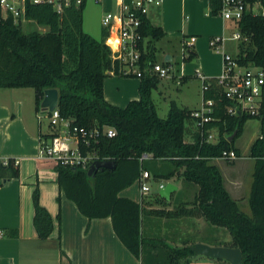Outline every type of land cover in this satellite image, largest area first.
I'll return each mask as SVG.
<instances>
[{
    "label": "trees",
    "instance_id": "obj_1",
    "mask_svg": "<svg viewBox=\"0 0 264 264\" xmlns=\"http://www.w3.org/2000/svg\"><path fill=\"white\" fill-rule=\"evenodd\" d=\"M250 6L259 4L260 12L251 10L243 13L235 23L241 39L237 60L241 65H253L264 69V0H245ZM211 14L217 15L221 8L219 0L209 1ZM84 0L76 5L70 0L61 13L49 4L25 2V19L35 23L39 29L29 33L21 31L11 16L0 12V89H32L36 112L41 110L43 93L55 89L58 93L57 110L60 118L72 119L71 127L78 130L97 128L100 135L89 139V147L80 143V149L92 152L98 161H110L114 170L99 169L88 176V169L56 164V184L65 198L72 202L86 219H109L120 243L137 260L153 247L160 248L162 264H190L195 255L193 244L172 248L162 243L150 247L141 235L142 203L120 197V193L138 181L143 169L140 158L151 155L154 161L170 164L171 169L161 177H182L184 182L195 184L197 194L191 205L181 206L174 211L151 210L157 217L168 219L198 215L209 225L223 228L231 237L230 246L242 254L241 264H264V90L260 113L257 117H229L223 113L225 104L218 95L214 78H210L205 99L216 103L215 117L220 118L221 138L217 144L201 143L192 132L191 110L171 103L167 116H157L151 93L159 80L143 74L138 87V100L129 101L124 108L110 105L104 99L103 82L106 72L113 66L110 49L102 41L83 31ZM143 39L159 40L164 32L153 26L146 17L140 28ZM142 51L140 66L152 62L153 52ZM188 59L193 56L190 52ZM181 79H184L182 77ZM250 119L260 122V136L251 144L248 157L253 160V173L248 206L250 216L238 208L226 191L219 169L211 164L225 150H234L232 143ZM222 121L226 122L223 127ZM41 124V122H39ZM40 126V125H39ZM111 128L115 136L108 138L101 133ZM40 128V127H39ZM222 133L226 136L223 137ZM235 133L231 142L227 139ZM43 133L39 132V137ZM239 156L238 152L234 150ZM14 159L0 160V179L19 177L18 164ZM157 204L168 202L157 196ZM33 228L39 239H47L52 232V220L39 203V191L35 186L32 193ZM149 246V247H148ZM149 250V252H150ZM157 257V256H156ZM152 258V257H150ZM222 261V260H218Z\"/></svg>",
    "mask_w": 264,
    "mask_h": 264
},
{
    "label": "crops",
    "instance_id": "obj_2",
    "mask_svg": "<svg viewBox=\"0 0 264 264\" xmlns=\"http://www.w3.org/2000/svg\"><path fill=\"white\" fill-rule=\"evenodd\" d=\"M87 1L84 0V5ZM94 1L101 7L104 14L117 8V0ZM176 1L168 0L164 7L161 4L151 7L146 17L153 26L160 27L165 34L173 29L169 27V19L167 20L166 17L172 7L177 13ZM209 1L206 3L202 0H180L179 10L191 16H201L205 11H207L205 15H212ZM223 24L224 30L226 23L223 22ZM41 29L46 31V28ZM187 30L192 34L199 33L191 21ZM217 31L220 33L221 28H218ZM192 53L195 56V53ZM203 68L210 75L209 78H214L221 69L218 66L219 70L216 69L211 73L209 66ZM190 77L191 75H185L184 80L186 81ZM123 82L124 80L117 79L104 83V99L110 105L124 108L129 101L138 100L140 79L130 88ZM36 113L32 89H0V160L14 159L18 163L19 169L17 179L5 181L0 179V264H142L141 260L134 258L120 243L113 232L109 219L89 221L59 191L56 184L55 163L38 156L40 126L35 119ZM251 161L250 168L244 169V166H239L238 173L215 165L221 173L226 191L237 202L239 209L241 205H244V211H240L248 216H250L248 197L252 180L249 181L248 175H243L241 170H247L249 174L251 169L252 176L254 163L252 159ZM234 163L235 161L226 162L228 165ZM179 182V185H175L176 190L171 194L170 201L179 193L181 186H186L183 180L179 179L177 184ZM35 186L39 191V203L50 215L53 225L50 236L44 240L37 237L32 223V193ZM195 188L190 197L192 202L198 191V187L195 186ZM124 191L119 194L120 197L131 199L137 203L141 202L140 194L139 197L137 195L126 196L122 195ZM192 202L180 203L177 208L181 206L188 208ZM160 205L150 206L148 209L150 211L163 209L174 211L168 205ZM160 218L163 225L169 221L168 218ZM187 224L196 226L199 231L213 229L209 228V224L202 217L192 215L175 219L173 226L177 229L170 234L167 233L169 237H165L167 234H159L167 238L166 241L173 244V248H181L187 244L185 243L187 241L184 242L180 238V232L186 228ZM215 229V239L197 240L188 244L201 243L213 247H231V237L228 231L223 229L225 231L223 238H219V231L222 228L215 227ZM149 235L153 236L152 233ZM165 243L167 244V242ZM158 250L160 248L153 249V252L151 250L149 255L156 254ZM190 264L229 263L195 256Z\"/></svg>",
    "mask_w": 264,
    "mask_h": 264
},
{
    "label": "built area",
    "instance_id": "obj_3",
    "mask_svg": "<svg viewBox=\"0 0 264 264\" xmlns=\"http://www.w3.org/2000/svg\"><path fill=\"white\" fill-rule=\"evenodd\" d=\"M27 0H0V12L2 16H11L15 24H26L25 2ZM70 0H29L33 4H49L58 14ZM221 2L220 16L223 20L239 21L243 13L250 10L251 6L245 0H219ZM76 5H80L82 0H75ZM162 0H117L115 11L106 12L102 18V26L107 32L104 44L110 49V58L113 66L116 64L118 75L132 76L141 79L143 74L155 76L158 79L168 77L169 68L157 64L148 63L144 68L140 66L142 51H144V40L140 28L143 17H147L151 7H157ZM239 32L232 34V37H215L209 41V47L219 54L222 58L221 72L214 78V84L218 90L219 97L224 100L223 113L229 117L246 116L257 117L260 113L264 90V69L253 65H241L236 57L226 54L224 43L227 40L240 41ZM194 38L187 41L186 47L192 46ZM190 52H188L189 54ZM124 67L126 70L122 69ZM109 75H115L112 68L108 71ZM195 78L201 82V108L190 112L193 133L197 135L201 143L217 144L221 138L220 128L216 123L221 122L220 118L215 117L216 103L213 99H205L203 96L209 90V79L204 77L198 70ZM42 116L48 118L47 132L38 138V156L41 159L51 160L62 166L88 169L92 164L98 162L95 155L90 151L83 152L80 143L84 147H89V139H96L100 131L95 128L92 130H78L71 127L72 119L65 120L60 118L57 108L53 111L42 109L37 114V119ZM64 126L60 130L61 122ZM223 127L226 122L222 121ZM105 129V130H104ZM101 133L108 138L115 136V131L111 128H103ZM225 137L226 134L222 133ZM73 141L75 148H71L68 141ZM151 155L144 154L140 162L150 159ZM239 158L234 150H225L221 156L212 161L219 160L231 163ZM15 164H18L15 161ZM150 174L143 171L138 179L140 183V195H145L149 189L143 183L148 180ZM160 185L159 189H163Z\"/></svg>",
    "mask_w": 264,
    "mask_h": 264
},
{
    "label": "rangeland",
    "instance_id": "obj_4",
    "mask_svg": "<svg viewBox=\"0 0 264 264\" xmlns=\"http://www.w3.org/2000/svg\"><path fill=\"white\" fill-rule=\"evenodd\" d=\"M99 1V0H97ZM176 1V0H175ZM207 3L208 0H202ZM168 0H162L161 6H165ZM174 4V2H173ZM180 0L176 1V11L174 7L169 11L166 19L168 20V25L170 28H173L168 34H165L159 40L145 39L144 40V51L147 52V43L150 42V47H148L149 51L153 52L152 62L153 64H157L163 67L169 68V75L166 78L160 79L157 85V88L152 91L151 98L152 102L156 108V113L159 118L164 119L167 116L170 104L173 102L176 106L188 109V110H197L201 108V82L195 78V72L198 70L204 77L209 78L210 75L207 74L203 67L209 66L211 69L210 72L213 73L218 66L221 67L222 58L220 55H217L212 48L209 47V39L215 37H225L229 39L232 37L233 33L237 32V28L234 21H226L223 20L218 12L217 15H205V12H202L201 16H191L189 14H184L179 10ZM155 7V6H154ZM250 10L253 14H258L260 12L259 4H254L251 6ZM113 11H115L113 9ZM104 12L101 7L95 3L94 0H88L85 8L83 10V31L86 34H89L94 39L98 41H102L104 39L103 34L106 32L105 28L102 26V18L104 16ZM187 17V18H186ZM190 21L195 25V28L198 29L199 33L192 34L187 28ZM225 22V28L223 30ZM21 31L23 33H29L31 31L38 30L40 32H45L44 29L38 28L35 23L27 22L25 25L21 24ZM179 28L180 31H179ZM221 28V32L217 33V29ZM178 29V30H176ZM191 38H194V42L192 46L187 48L186 42ZM238 45L239 41H231L227 40L224 43V51L226 54H229L232 57H236L238 53ZM188 52H194L195 56H192L188 59ZM171 57V61L168 63L164 62L166 56ZM124 71L126 70L122 67ZM219 70V69H218ZM221 69L217 72V76H219ZM107 76L104 79V83L111 82V80H124V84L129 88L134 83H137V78L132 76H123V75H109L106 72ZM185 75H191L186 81L181 79ZM209 75V76H208ZM110 80V81H109ZM132 81V82H131ZM31 90V89H30ZM36 113L35 119L36 122H41L40 125V133L47 132L48 126V118L46 116H42L40 120L37 119ZM64 126V121L62 120L60 130ZM63 129V128H62ZM105 130V129H104ZM260 136V123L258 119H250L246 121L242 127L241 134L234 139L232 143V147L239 154V159L235 161L234 164L228 165L225 161L215 160L211 162L213 165H218L219 167H225L228 171L232 170L234 173H238L239 166L251 167V159L248 157L249 147L251 144ZM69 146L73 149L75 145L73 141L67 142ZM52 162V161H51ZM52 164V163H51ZM143 169L149 172L150 178L148 180H144L143 183L148 187L149 191L145 195H140L142 205V213H141V235L145 240H154L149 241L150 247L158 246L159 244H166L167 246L173 248V244H170L169 241H166V236L169 237L168 234L172 233L175 229L173 225L175 219H169L166 225H163L162 219L150 213L148 207H156L158 202L156 201L158 193L160 191L159 186L166 185L168 183L175 185L177 181L180 179L183 180L182 177H171L169 179H165L161 177L166 174L171 166L168 163L161 161H154L151 158L145 160L142 163ZM238 168V169H237ZM251 171V169H250ZM247 173V170H241V173L245 176L248 175L249 181L252 180L251 172ZM247 180V177H245ZM184 182V180H183ZM186 186L182 187L178 194H176L173 199L167 203L169 207L173 210H177V205L184 202H192L191 195L192 191H194L195 184L184 182ZM180 188V187H179ZM128 192V194H125ZM130 192V193H129ZM140 194V183L136 181L127 191H124L122 195L133 196L137 195L139 197ZM160 204V203H159ZM147 205V206H146ZM161 205H164L161 203ZM160 205V206H161ZM191 205V204H190ZM247 210V206L245 207ZM244 205L240 206V210L244 211ZM249 210V209H248ZM186 228L180 232V238L183 241H187L185 243H192L195 241H210L215 239V227L209 225V230L199 231L197 227L187 224ZM223 228L219 231V238H223L224 235ZM152 233L153 236L149 234ZM167 234L165 237L160 235ZM149 247V246H148ZM158 247L151 248L153 249ZM145 248L142 254L143 264H162L161 251L158 250L156 254L149 255V250ZM150 250V251H151ZM157 256V257H156ZM152 257V258H150Z\"/></svg>",
    "mask_w": 264,
    "mask_h": 264
},
{
    "label": "water",
    "instance_id": "obj_5",
    "mask_svg": "<svg viewBox=\"0 0 264 264\" xmlns=\"http://www.w3.org/2000/svg\"><path fill=\"white\" fill-rule=\"evenodd\" d=\"M171 61L170 56H166L164 59L165 63ZM58 103V93L55 89H47L43 93V99L41 102V108L47 109L48 111H53L57 107ZM235 137V133L228 137V141L231 142ZM99 169L105 170H114L115 164L110 161H98L92 164L88 169V176L93 172L98 171ZM176 190V187L173 184L164 185L158 193L159 198L165 200L166 202L170 201L171 194ZM195 256H202L214 260L226 261L229 264H241L242 263V254L238 248L233 247H213L205 244L197 243L191 247Z\"/></svg>",
    "mask_w": 264,
    "mask_h": 264
}]
</instances>
